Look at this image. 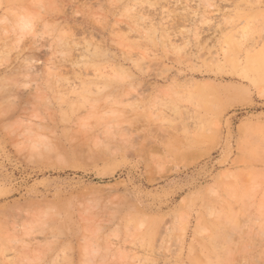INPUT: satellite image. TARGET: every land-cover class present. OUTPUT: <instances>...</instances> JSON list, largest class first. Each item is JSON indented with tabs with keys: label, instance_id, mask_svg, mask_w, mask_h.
<instances>
[{
	"label": "rangeland",
	"instance_id": "obj_1",
	"mask_svg": "<svg viewBox=\"0 0 264 264\" xmlns=\"http://www.w3.org/2000/svg\"><path fill=\"white\" fill-rule=\"evenodd\" d=\"M0 264H264V0H0Z\"/></svg>",
	"mask_w": 264,
	"mask_h": 264
},
{
	"label": "bare ground",
	"instance_id": "obj_2",
	"mask_svg": "<svg viewBox=\"0 0 264 264\" xmlns=\"http://www.w3.org/2000/svg\"><path fill=\"white\" fill-rule=\"evenodd\" d=\"M75 31V30H74ZM222 218V217H221ZM217 232H218V230H217ZM229 240V239H228ZM219 241V240H218ZM224 241V240H223ZM225 242H227V241H225ZM228 244L230 243V242H227ZM230 245V244H229ZM230 247V246H229ZM232 248V247H231ZM227 250H229L230 251V248H228ZM229 251H227L228 253L227 254H225V255H228L229 254ZM226 252V251H225ZM231 255V254H230ZM212 256H214V255H212ZM228 257H231V256H227V258ZM230 259V258H229ZM220 260V259H219ZM228 260V259H227Z\"/></svg>",
	"mask_w": 264,
	"mask_h": 264
}]
</instances>
